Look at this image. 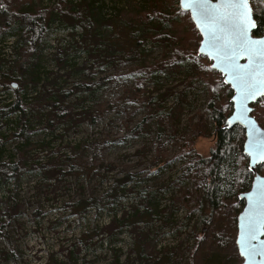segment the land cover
I'll return each instance as SVG.
<instances>
[{
    "label": "rangeland",
    "instance_id": "374dc122",
    "mask_svg": "<svg viewBox=\"0 0 264 264\" xmlns=\"http://www.w3.org/2000/svg\"><path fill=\"white\" fill-rule=\"evenodd\" d=\"M107 1L99 19L105 17L104 23H97L95 35L84 37L87 47L101 44L99 52L93 54L91 59V63L96 64L92 68L86 64L89 54L87 56L84 50L87 47L77 57L71 55L67 65H61L58 58L73 39L71 29L69 26L58 28V23L48 29L49 36L43 43L41 57L44 88L49 91H76L77 85L82 87L87 83L93 91L83 89L70 96L67 101L69 103L77 104L80 99L85 101L79 107V113L83 110L87 113L76 116L69 127L64 125L62 129H67V133L62 138L53 140L46 152H31L28 168L25 167L20 175L5 182V186L0 188V264H74L69 260L71 250L78 256V264H109L105 255L109 252V245L96 247V252L90 249L85 253L81 241L82 234L95 228L96 224H107L109 217L99 215L92 219L91 216L76 218L71 215L67 204L82 196L102 194L114 182V178L127 169L137 175V183L141 189L163 190L161 195L165 196L160 203L161 218L168 219L162 225L159 220L151 224L156 249L148 259H142L137 264H157L160 258L163 259L160 264H243L244 260L240 257L236 244L238 216L245 207V203L239 200V195L223 201L210 225H204V216L199 210L200 191L204 188L202 177L185 182L181 196L178 195L180 190H175L179 175L189 165V158L179 155L180 146L191 134V129L200 123L210 130L211 135L196 139L194 153L205 158L210 156L217 142L213 118L208 110L212 91L216 90L215 103L217 102L219 111L226 118L233 111V104L232 109L229 107L232 91H228L229 87L222 88L219 85L220 74L211 72V61L198 55L201 35L190 15L183 14L180 10L179 0H157V5L155 0ZM252 1L250 0L251 6L256 13V3L252 5ZM260 5L257 2L259 8ZM9 7L17 12L24 7L43 11L50 18L53 14H61L59 26L73 25L67 11H72L73 8L76 12L85 10L82 0H11ZM158 7L163 9V15L166 11V15L171 16L167 18L172 20L171 24L165 25L157 18L145 21L146 15L140 13L151 12V16ZM166 15L165 18L168 17ZM117 16L137 25L135 29L144 27L145 32L147 30L139 45V54L134 59H128L121 52L107 48L106 44L109 43L116 45L121 51L124 48L128 55L135 52L127 33L122 34L121 44L118 37L110 39L115 22L121 19ZM5 23L4 19H0V27ZM115 30L123 32V29ZM10 32L22 38L23 29L20 27ZM77 32L81 34L78 27ZM165 32L175 39L176 46L150 38L151 35ZM175 47L181 51L180 57L194 58L182 60L179 63V73H176L179 71L176 67L169 73L161 69L154 71L153 78L148 81L142 75L143 72L136 70V66L153 68L166 60H172ZM9 51L10 49L4 51L5 56L15 59L16 54L12 55ZM1 81L3 84L4 79ZM169 92H173L175 96L184 92L182 112L176 128L175 123L165 114V108L168 109L174 101V96ZM152 97L158 98L155 111L160 113L148 126H141L147 114L148 100L145 99ZM32 99L33 95L29 91L28 100ZM254 109L253 116L264 128V98ZM48 112L50 109L46 108L41 113ZM32 118V142L46 140L44 124L37 126L38 117L32 114ZM244 141L243 136L242 145ZM80 143L83 144L82 150L74 168L76 174H81L79 177L67 175L60 178L59 170L69 171L72 160L62 161L60 165L44 166L50 157L56 156L60 146L64 147L61 155L66 156L63 160H68L70 154H74L71 147ZM11 146L15 147V144ZM6 156L15 157V153L9 150ZM92 162L114 163L118 165V169L103 176V170L99 172L101 176L85 175L86 170L82 168ZM195 171L201 174L202 167L196 166ZM259 173L264 176V167ZM45 175L49 177L45 178ZM252 181L253 174L251 183ZM12 190L14 192L10 200ZM173 194L177 196L174 197ZM171 198L177 202L175 205L171 203ZM182 198L185 202L181 201ZM137 203L139 204V200L135 196L126 197L122 208L126 210ZM148 229L151 230L150 227ZM129 232L126 230L119 240L123 252L133 248L134 240ZM75 245L76 248L73 249ZM148 251H151L149 246ZM12 252L16 254V259L12 258Z\"/></svg>",
    "mask_w": 264,
    "mask_h": 264
},
{
    "label": "trees",
    "instance_id": "16d2710c",
    "mask_svg": "<svg viewBox=\"0 0 264 264\" xmlns=\"http://www.w3.org/2000/svg\"><path fill=\"white\" fill-rule=\"evenodd\" d=\"M257 2L261 3L260 8L257 6ZM10 3L11 0H0V19L6 21V23L0 27V87H2L0 90V188L5 186V182L14 180L20 175L25 167L28 168L31 152L35 151L40 154L46 152L45 150L50 147L53 140L62 138L64 134L67 133V129H62L64 125H68L69 127L76 116L87 113L84 112V110L82 113H79V107L85 103L82 99H80L77 104H72L67 101L71 95L83 89L92 92L93 90L90 84L85 83L82 87L77 85V88L75 87L76 91H63L61 89L49 91L47 88H44L41 74V57L43 53L42 47H44L43 43L49 36L48 29L55 25V23H58L56 24L58 28L69 26L71 29L70 34L73 39L64 50L61 51L60 57L58 58L61 65L65 66L68 64L71 55L77 57V55L83 51V48L88 46H86L84 42V37L95 35L98 24L104 23L105 17L101 20L99 19L108 1L82 0L84 11L79 10V12H76L73 7L72 11H67L69 12L68 17L71 18L70 22L73 23L71 26L67 24V22V26H59L61 14H53L52 18H50L49 15L44 14L43 11H35L25 7L17 12L9 7ZM155 3L157 5V0H155ZM255 3L256 13L254 10L253 13L257 22V29L254 35L260 36L264 29V0H253L252 5ZM161 10L163 9L159 7L156 8L151 16V12L149 14L140 13L146 15L147 18L145 21L157 18L165 25L171 24L172 20L167 19L171 18V16L168 14L166 15L167 12L165 11V15L168 16L165 18ZM182 13L187 14L183 11ZM117 17L121 19H119V22H115L114 32L110 39L114 40L118 37L119 44H121L122 34L127 33L131 43L134 45L135 52L128 55L124 48L121 51L119 47L109 43V45L106 44L107 48L110 47L111 49L121 52L128 59H134L135 56L137 57L139 54L138 48L139 45L142 44V39L145 38L147 30L145 32L144 27L135 29L137 25L121 16ZM56 19L58 21H56ZM96 20H98V22H96ZM19 27L23 29L22 38H18L15 36L16 33L10 32L19 29ZM77 27L80 28L81 34H77ZM116 28L123 29V32H117L115 30ZM7 32H9V34H7ZM150 38L157 42H169L171 46H176L175 39L170 38L168 32L157 35L154 34L151 35ZM5 43H7V46ZM100 45L101 44L97 43L84 50L87 56L89 54V59L86 60V64L90 65L91 68L96 66L95 63H91V59L93 54L99 52ZM9 49L12 55H14V53L16 54L15 59H10L5 56L4 51H8ZM180 53L181 51L175 47L172 52V60H166L153 68H149L146 65L141 67L136 66V70L143 72L142 75L144 78L148 79V81H151L153 78L155 74L154 71H159L161 69L169 73L176 67L177 70H179L176 73H179V63L182 60L194 59L191 57L186 58L185 56L184 58L180 57ZM195 58L201 59L199 56H195ZM211 72L216 74L214 70ZM218 78L220 81L219 85L222 88L229 87L225 85L221 75H219ZM2 79H4L3 84L1 83ZM14 84L17 85V88H14ZM29 91L33 95L32 100H28ZM228 91L230 92L231 89ZM169 93L171 96H174V101L168 109L165 108V114L175 123L176 128L179 115H181L182 112L181 108L184 101V92H179L178 96H175L173 92ZM210 99L208 110L213 118V125L216 131V148L211 151L208 158L201 157L194 153L196 139L198 137H209L211 135L210 130L204 127V125L200 123L195 125L191 129V134L185 138L183 145L180 146L179 155L180 157L189 158V165L187 169L182 171L179 175L178 181L176 182L178 186L175 187V190H180L178 195L181 196V191L185 182L189 181V179L202 177L201 182L204 184V188L200 191L199 210L204 216V225H210L213 216L220 210L222 202L228 200V197H236L240 193L248 191L251 187L252 177V172L249 171L248 165H246L248 159L243 154V145L241 144L243 136L245 137L244 130L241 127H235L230 130L224 129V124L231 114L226 118V116L219 111L217 102L215 103L216 90L212 91V98ZM145 100H148L147 114L141 126H148V124L158 116V113H160L155 111V104L158 101L157 97L146 98ZM259 103L260 102L257 104ZM231 104L232 103H229L230 109H232ZM46 108H49L50 112H48V114H42L41 112ZM32 114L38 117L39 124L36 125L39 126L40 124H44L43 126L47 131V139L38 143L32 142L30 138L33 129L31 122L33 119ZM13 144H15V147L11 146ZM82 145L83 144L80 143L71 147L74 154H70L71 156L67 158L68 160H63L66 156L61 155V151L64 147L60 146L57 149L58 152L56 156L50 157L48 163L44 166L49 164L60 165L62 161L66 162L72 160V163H70L72 166L69 171L59 170L60 178H64L67 175L79 177L81 174H76L74 168L75 161L79 158L78 154L82 150ZM9 150L15 153V157L8 158L6 156ZM190 153L194 154L190 155ZM196 166L202 167L201 174L195 171ZM33 167L38 166L33 165ZM263 167L264 165L259 166V171L262 170ZM82 169L86 170L84 172L85 175L97 174L99 176H101L99 172L103 170V176L105 173H111L117 170L118 165L114 163L96 164L92 162ZM44 177L48 178L49 176L45 175ZM137 180V175L127 169L118 174L114 178V182L109 184L107 188L103 190L102 194H92L88 197L82 196L78 200L67 204L71 215L76 218L91 216L92 219L93 216L99 215H106L107 218L109 217L107 224H96L95 228L82 234L81 241L83 242V251L85 253L90 249L96 252V247L109 245V252L105 254L107 255L109 264H137L142 259H148L155 251L154 230L151 224L154 222L157 223L159 220L160 225H162L168 220L166 218H164L166 220L161 218L162 212L160 211V203H162L165 195H161L163 191L161 189H141ZM13 192L14 190L11 192L10 200L12 199ZM173 195L174 197L177 196V194ZM130 196H135L139 200V204H132L124 210L122 208L123 200ZM170 201L173 205L177 203L173 198H171ZM181 201L185 202V199L182 198ZM186 219L190 220L189 217ZM59 223L60 221L58 224ZM148 227H150L151 230H149ZM126 230L130 231L129 233L134 243L130 251L123 252L121 246H119V240L124 236ZM148 246L151 248V251L147 252ZM75 248L76 245L73 249ZM69 255V260L73 261L74 264L79 263L78 256L74 255V250H71ZM132 256H135V258L132 259ZM162 257L164 256L162 255ZM12 258H17L16 254L13 252ZM160 263H163L162 258L157 260V264Z\"/></svg>",
    "mask_w": 264,
    "mask_h": 264
},
{
    "label": "snow or ice",
    "instance_id": "6c2138e0",
    "mask_svg": "<svg viewBox=\"0 0 264 264\" xmlns=\"http://www.w3.org/2000/svg\"><path fill=\"white\" fill-rule=\"evenodd\" d=\"M182 3L194 12L198 11L201 19L211 22V46L218 53L217 59L227 65L228 74L233 78V87L240 92V103L243 105L258 94L264 95V39H254L249 35L250 29L256 27L250 0H223L219 9L211 7L209 0H182ZM243 56L248 57L247 68L237 62ZM254 149L259 158L264 160V141L257 142ZM255 195L253 209L256 212L247 224L251 239H256L258 218L264 220V187ZM254 254L264 255V252Z\"/></svg>",
    "mask_w": 264,
    "mask_h": 264
},
{
    "label": "water",
    "instance_id": "95a60500",
    "mask_svg": "<svg viewBox=\"0 0 264 264\" xmlns=\"http://www.w3.org/2000/svg\"><path fill=\"white\" fill-rule=\"evenodd\" d=\"M211 7L219 9L223 0H209ZM180 9L188 13L190 18L201 35V42L198 48V55L207 58L211 61V69L219 73L223 77L225 85L229 86L233 96L231 103L233 104V111L227 118L224 129H233L235 127H241L245 132V141L243 143V154L248 159V169L253 174V181L251 188L239 195V199L245 203L243 211L238 216V235L236 244L238 247L239 255L244 260L243 264H264V255H256L254 252H264V220L258 218L257 231L255 233L256 239H251L248 235L247 224L250 217H252L256 210L253 209V201L256 199V195L262 187H264V176L258 171L259 166L264 165V160H261L257 155L254 145L257 142L264 141V128L259 124L257 119L253 116L254 105H256L264 95H256L255 97L248 99L245 104L240 103V92L237 88L233 87L232 76L228 74L227 65L221 60L217 59L218 53L213 49L210 43V29L211 22L205 21L199 17L198 11L194 12L193 9L182 3L179 0ZM250 7L251 2H250ZM253 10V8H252ZM223 12V9H220ZM252 18L256 23V27L250 29L249 35L254 39H264V29L260 36H255L254 32L257 29V22L252 11ZM240 65H249L247 56L238 58L237 61ZM17 88V85H13ZM251 197V198H250ZM244 253L243 255L241 253Z\"/></svg>",
    "mask_w": 264,
    "mask_h": 264
},
{
    "label": "flooded vegetation",
    "instance_id": "af4514ba",
    "mask_svg": "<svg viewBox=\"0 0 264 264\" xmlns=\"http://www.w3.org/2000/svg\"><path fill=\"white\" fill-rule=\"evenodd\" d=\"M261 100H262V99H261ZM259 102H260V101H259ZM254 106H255V105H254ZM258 171H259V169H258ZM259 172H260V171H259ZM261 175H262V174H261ZM251 184H252V183H251ZM250 188H251V187H250ZM240 194H241V193H240ZM240 194H239V195H240ZM238 198H239V196H238ZM239 200H240V199H239ZM240 201H241V200H240Z\"/></svg>",
    "mask_w": 264,
    "mask_h": 264
},
{
    "label": "bare ground",
    "instance_id": "6f19581e",
    "mask_svg": "<svg viewBox=\"0 0 264 264\" xmlns=\"http://www.w3.org/2000/svg\"><path fill=\"white\" fill-rule=\"evenodd\" d=\"M57 2V1H56ZM54 10V9H53Z\"/></svg>",
    "mask_w": 264,
    "mask_h": 264
}]
</instances>
